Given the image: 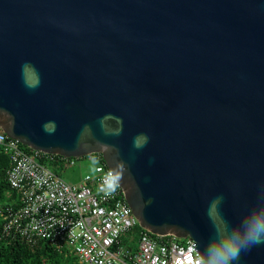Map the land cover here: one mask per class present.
Returning <instances> with one entry per match:
<instances>
[{
	"label": "water",
	"instance_id": "1",
	"mask_svg": "<svg viewBox=\"0 0 264 264\" xmlns=\"http://www.w3.org/2000/svg\"><path fill=\"white\" fill-rule=\"evenodd\" d=\"M0 130L122 162L139 226L203 249L214 198L230 226L264 211V0H0Z\"/></svg>",
	"mask_w": 264,
	"mask_h": 264
},
{
	"label": "built area",
	"instance_id": "2",
	"mask_svg": "<svg viewBox=\"0 0 264 264\" xmlns=\"http://www.w3.org/2000/svg\"><path fill=\"white\" fill-rule=\"evenodd\" d=\"M1 152L9 157L5 180L18 193L19 204L0 209V240L29 247L46 242L68 250L79 264H176L188 253L195 256L192 240L181 243L142 229L121 187L110 196L99 191L109 170L104 163L102 172L70 183L38 162L42 153L25 151L2 132ZM62 160L65 167L74 165L73 159Z\"/></svg>",
	"mask_w": 264,
	"mask_h": 264
},
{
	"label": "clouds",
	"instance_id": "3",
	"mask_svg": "<svg viewBox=\"0 0 264 264\" xmlns=\"http://www.w3.org/2000/svg\"><path fill=\"white\" fill-rule=\"evenodd\" d=\"M44 127L46 131H50L48 124H45ZM147 141V135L142 133L134 138V147H143ZM98 147L99 151L103 153H107L109 150L107 145L100 144ZM102 171L99 158L94 154L89 155L90 174L94 175ZM126 171L125 165L119 161L115 167H109L102 178L99 191L105 196L114 194L120 188ZM222 199L223 197L214 198L207 209V215L213 226L212 239L203 249H200L195 243L193 245L196 250L195 256L188 253L182 259L178 258L176 264H234L239 260L242 252L250 251L252 247L264 244V211L253 209L244 216L241 223L230 226L218 207Z\"/></svg>",
	"mask_w": 264,
	"mask_h": 264
},
{
	"label": "trees",
	"instance_id": "4",
	"mask_svg": "<svg viewBox=\"0 0 264 264\" xmlns=\"http://www.w3.org/2000/svg\"><path fill=\"white\" fill-rule=\"evenodd\" d=\"M1 132V130H0ZM27 152H32L23 146ZM98 156L97 154H94ZM38 162L49 168L53 173L63 177L65 166L59 156L40 154ZM102 164L101 158H99ZM9 168V157L7 154L0 153V209L10 206L17 208L19 195L12 190L6 179V171ZM2 219L0 216V229ZM185 243L186 240H179ZM0 264H79L76 257L66 249L57 250L46 242H39L35 247H29L21 241L5 242L0 240Z\"/></svg>",
	"mask_w": 264,
	"mask_h": 264
},
{
	"label": "rangeland",
	"instance_id": "5",
	"mask_svg": "<svg viewBox=\"0 0 264 264\" xmlns=\"http://www.w3.org/2000/svg\"><path fill=\"white\" fill-rule=\"evenodd\" d=\"M73 160L74 165L66 167L65 173L61 174L67 182L80 181L86 174L92 175L89 172V156Z\"/></svg>",
	"mask_w": 264,
	"mask_h": 264
}]
</instances>
